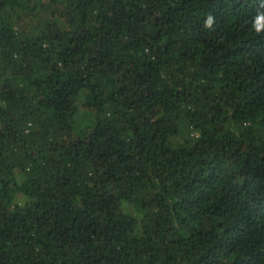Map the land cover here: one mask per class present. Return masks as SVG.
Segmentation results:
<instances>
[{
  "label": "trees",
  "instance_id": "1",
  "mask_svg": "<svg viewBox=\"0 0 264 264\" xmlns=\"http://www.w3.org/2000/svg\"><path fill=\"white\" fill-rule=\"evenodd\" d=\"M261 14L0 0V264H264Z\"/></svg>",
  "mask_w": 264,
  "mask_h": 264
},
{
  "label": "clouds",
  "instance_id": "2",
  "mask_svg": "<svg viewBox=\"0 0 264 264\" xmlns=\"http://www.w3.org/2000/svg\"><path fill=\"white\" fill-rule=\"evenodd\" d=\"M261 21H264V14H261L256 18V23L254 24V27L257 32H260L262 30V27H264V25L261 24ZM213 23L214 17L212 15H208L204 21L205 27L211 28L213 26Z\"/></svg>",
  "mask_w": 264,
  "mask_h": 264
}]
</instances>
